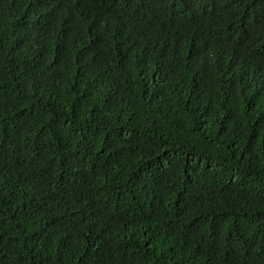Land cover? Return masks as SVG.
Instances as JSON below:
<instances>
[{
  "label": "trees",
  "instance_id": "trees-1",
  "mask_svg": "<svg viewBox=\"0 0 264 264\" xmlns=\"http://www.w3.org/2000/svg\"><path fill=\"white\" fill-rule=\"evenodd\" d=\"M0 264H264V0H0Z\"/></svg>",
  "mask_w": 264,
  "mask_h": 264
}]
</instances>
